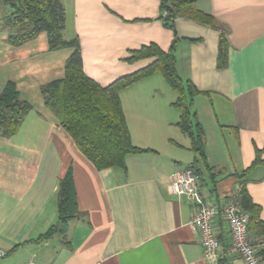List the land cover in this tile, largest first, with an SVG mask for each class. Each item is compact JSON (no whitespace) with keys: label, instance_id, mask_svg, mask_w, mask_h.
Wrapping results in <instances>:
<instances>
[{"label":"crops","instance_id":"0c3cea01","mask_svg":"<svg viewBox=\"0 0 264 264\" xmlns=\"http://www.w3.org/2000/svg\"><path fill=\"white\" fill-rule=\"evenodd\" d=\"M63 3L64 37L79 39L83 70L101 86L151 63H129L131 51L151 43L168 51L177 37V72L198 90L190 110L203 133L201 191L222 207L244 187L264 221V163L251 168L256 151L264 160V0H200L198 9L218 26L178 18L175 31L161 19L160 0ZM4 19L0 92L14 82L32 110L17 134L0 136V248L8 251L0 264H243L231 251L221 215L214 220L220 248L216 258H207L201 234L191 225L196 207L168 192L171 175L190 169L197 155L178 126L179 94L163 75L119 94L132 144L148 151L127 156L125 169L99 171L45 106L41 92L65 77L73 50L50 51L46 33L15 47ZM223 33L228 62L219 68ZM69 170L80 216L40 240L58 223V189ZM250 236L255 245L259 239Z\"/></svg>","mask_w":264,"mask_h":264},{"label":"trees","instance_id":"16d2710c","mask_svg":"<svg viewBox=\"0 0 264 264\" xmlns=\"http://www.w3.org/2000/svg\"><path fill=\"white\" fill-rule=\"evenodd\" d=\"M200 0H160L161 19L165 26L175 31V21L183 18L202 25L217 27L216 19L198 9ZM11 8L4 23L10 33L8 42L19 47L46 33L50 51L73 50L65 65V77L42 86L45 106L56 116L59 125L70 135L80 152L99 171L111 168H126V158L131 154L147 152L132 144L130 132L120 101V92L135 83L161 73L167 84L177 91L179 97L174 106L182 111L178 123L180 130L190 138L191 150L197 158L190 169L200 178L201 164H205L203 133L194 123L191 99L198 90L190 82H184L177 72L175 45L177 37L168 51L151 43L131 51L129 63L151 60L146 67L120 77L108 86H101L88 77L83 70L82 49L79 39L67 40L66 10L63 0H2ZM228 40L223 33L219 41L218 67L225 68L228 62ZM32 105L23 101L16 84L8 82L0 92V136L11 137L18 133ZM261 151L251 166L263 164ZM250 168V169H251ZM58 223L48 229L41 239L62 232L66 225L80 216L72 170L61 180L58 194ZM238 201L250 215L249 233H254L258 256L264 263V221L261 208L255 204L243 187ZM260 245V246H259ZM221 264H227L221 261Z\"/></svg>","mask_w":264,"mask_h":264},{"label":"built area","instance_id":"2783aa9c","mask_svg":"<svg viewBox=\"0 0 264 264\" xmlns=\"http://www.w3.org/2000/svg\"><path fill=\"white\" fill-rule=\"evenodd\" d=\"M168 192L177 197L187 198L196 207L191 225L201 234L207 258H216L220 248L214 220L221 215L229 228L231 251L238 255L243 264H264L249 233L250 215L242 209L238 201L240 189L229 202L219 207L210 203L202 193L197 174L191 169H185L177 170L171 175ZM7 255L8 251L0 248V260Z\"/></svg>","mask_w":264,"mask_h":264},{"label":"rangeland","instance_id":"374dc122","mask_svg":"<svg viewBox=\"0 0 264 264\" xmlns=\"http://www.w3.org/2000/svg\"><path fill=\"white\" fill-rule=\"evenodd\" d=\"M6 7V8H5ZM11 14V8L9 6H6L3 2L0 4V17L5 19ZM4 19V21H5Z\"/></svg>","mask_w":264,"mask_h":264}]
</instances>
